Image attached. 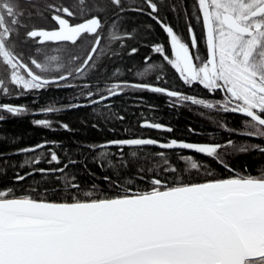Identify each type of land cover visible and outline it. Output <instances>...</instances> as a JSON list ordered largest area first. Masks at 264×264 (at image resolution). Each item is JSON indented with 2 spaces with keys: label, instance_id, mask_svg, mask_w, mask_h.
<instances>
[{
  "label": "snow or ice",
  "instance_id": "snow-or-ice-1",
  "mask_svg": "<svg viewBox=\"0 0 264 264\" xmlns=\"http://www.w3.org/2000/svg\"><path fill=\"white\" fill-rule=\"evenodd\" d=\"M165 10L177 19L183 14L187 39L166 21ZM129 13L153 21L165 35V43L148 45L156 58L143 57L136 72L138 77L155 72L154 83L115 79L119 67L107 75L102 70L104 59L121 55L128 40L155 30L148 23L144 32L129 31L123 26ZM138 51L131 47L127 55ZM168 72L207 97L161 86ZM51 87L80 91L62 107L30 110L3 102ZM142 91L168 98L172 108L206 110L213 116L209 122L228 138L193 143L128 135L82 145L98 153L93 158L98 167L106 161L112 172L102 177L103 190L95 183L82 185L75 166L83 162L67 151L58 154L57 141L0 151V176L14 170L13 184L0 185V264H264V169L253 174L225 159L237 152L264 156V0H185L179 10L174 0H72L71 5L0 0V127L9 118L31 115L34 127L55 131L54 121L43 117L81 108L92 109L104 123L123 122L115 98ZM214 115L236 123L229 126ZM55 124L74 131L63 121ZM139 127L173 131L147 118ZM234 136L243 142L237 144ZM29 153L19 165L11 160ZM194 155L207 160L200 163ZM42 162L48 166L38 167ZM185 172L197 177L203 172V178ZM37 176L55 180L58 187L50 195L34 180L17 190Z\"/></svg>",
  "mask_w": 264,
  "mask_h": 264
},
{
  "label": "trees",
  "instance_id": "trees-1",
  "mask_svg": "<svg viewBox=\"0 0 264 264\" xmlns=\"http://www.w3.org/2000/svg\"><path fill=\"white\" fill-rule=\"evenodd\" d=\"M60 2L61 0H57V3ZM62 2L67 5L72 4V0H62ZM168 2L172 3L173 0H168ZM174 2L179 10L183 7L185 0H174ZM191 2L192 0H187V3L191 4ZM106 15L110 20L111 12ZM162 15L166 18V21H177L182 27H185V33L187 36V26H185V18L182 13L179 19H177L175 13L167 10L163 11ZM35 22L38 26H49L42 24L39 20H36ZM74 22L75 21H73V23ZM148 23L153 24L155 29L154 31L148 33V35L143 38L138 37L136 39L128 40V47L122 49L121 55L115 57L114 59H104L101 67L102 70L106 69V72L104 73L105 75L110 73L113 68L119 67L121 75L115 79L134 82H155V72L143 77H138L136 72L141 67L143 57L152 55L153 59L156 58L155 54L150 52L148 45L157 41L165 43L164 33L155 25L153 21L148 20L146 17L137 16L134 13L128 14V20L124 22L123 26L129 31L133 28H139L140 32H144V25ZM193 26L199 33L200 27L199 25H196L195 21H193ZM131 47L139 48V51L135 56L127 55V52ZM129 69H131V71H129ZM167 76L168 82L166 84L162 83L161 86L170 87L196 96L202 93V89H196L193 91L192 89L182 85L179 80L173 78V74L171 72H168ZM73 82L79 83V81ZM79 91L80 89L78 88L58 89L56 87H51L39 93L29 94L21 99H12L11 103L13 105H24L30 110L46 106L62 107L74 102L73 98ZM34 97L37 99V103H33ZM167 99L168 98L164 96L147 91L130 92L126 93L122 97H116L113 107L116 112L125 116V120L123 122L113 120L111 123H104L90 108L61 111L60 113L43 117L54 121V127L56 128L55 131H49L41 127H34L31 123V120L33 119L31 115L19 118H9L7 122L0 127V136L8 137L6 142L0 141V151L7 152L12 149L35 145L44 140L57 141L60 144V147L55 149L58 154L67 151L74 159L83 162L75 166V171L77 172L82 185L89 187L92 183H95L103 190L106 185L102 177L104 175H111L112 172L107 168L106 161L103 169L98 167L97 163L93 162V158L96 157L98 153L91 152L86 147H81L82 145L99 144L106 140L124 138L128 135H145L156 139H177L193 143H221L228 138L227 134L219 127L218 124L209 122L210 119H213V116L208 115L206 110L202 111L195 106L172 108L168 106ZM35 118L39 119L42 117L37 116ZM144 118L170 126L173 131L171 133H167L142 129L139 127V124ZM214 119L216 121L223 120L224 123L229 126H233L236 123V120L230 116L222 117L220 115H214ZM56 121H63L64 123H67L72 129H74V131L66 132L63 129H60L55 124ZM94 123L100 124L99 129L93 127ZM112 128L115 129V132L110 131ZM125 128H128L130 131L125 133ZM190 128L194 129L196 133H199V135L190 132ZM13 138L16 140V143L14 144L11 143ZM232 138L236 140L237 144L243 142L241 137L234 136ZM153 151L156 150L153 149ZM227 151L232 152L233 150L228 149ZM32 155L33 154L29 153L25 156H12L11 160L15 161L17 165H19V163H22L23 159L31 157ZM169 155H171V153H169ZM172 158L175 160V157ZM194 159L200 163H204L207 160V158L201 155H194ZM225 159L229 160V162L237 169L242 170L244 167H247L248 171L253 174H256L261 169H264V156L259 155L255 151H250L248 153L237 152L231 157L226 156ZM84 164L87 165V168L84 167ZM47 166L48 165L42 162L38 167ZM209 167H211L214 173L217 175L219 174L220 170L216 168L214 163L209 162ZM20 171L21 174H23V172L27 171V169H20ZM90 172L95 175H90ZM123 175L128 176L130 173H123ZM185 175H191L193 178H203V172H201L199 177H197L195 172H185ZM13 176L14 170L9 168L7 175L0 176V185L11 186L13 184ZM34 180L40 183L41 189L48 188L49 194L51 195V188L56 185V181L53 179L41 181L39 176L35 178L29 177L28 180L21 182V186L18 187L17 190L19 191L21 187L33 183ZM56 186L58 187V185Z\"/></svg>",
  "mask_w": 264,
  "mask_h": 264
},
{
  "label": "flooded vegetation",
  "instance_id": "flooded-vegetation-1",
  "mask_svg": "<svg viewBox=\"0 0 264 264\" xmlns=\"http://www.w3.org/2000/svg\"><path fill=\"white\" fill-rule=\"evenodd\" d=\"M167 21H168V23L172 24L178 32L182 33L184 39H187V36H186V33H185V27H182L181 24L178 23L177 21H174V22H171V20H167ZM198 97H207V93L204 90H202V93H200L198 95ZM11 100L12 99H8V100H4L3 102H5V103H11Z\"/></svg>",
  "mask_w": 264,
  "mask_h": 264
},
{
  "label": "water",
  "instance_id": "water-1",
  "mask_svg": "<svg viewBox=\"0 0 264 264\" xmlns=\"http://www.w3.org/2000/svg\"><path fill=\"white\" fill-rule=\"evenodd\" d=\"M152 131H154V132H159V131H155V130H152Z\"/></svg>",
  "mask_w": 264,
  "mask_h": 264
}]
</instances>
